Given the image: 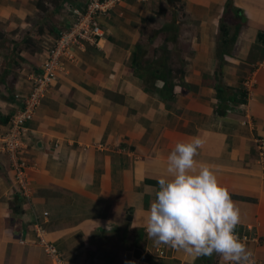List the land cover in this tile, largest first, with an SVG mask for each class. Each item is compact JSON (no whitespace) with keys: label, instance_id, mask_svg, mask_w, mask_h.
Listing matches in <instances>:
<instances>
[{"label":"crops","instance_id":"0c3cea01","mask_svg":"<svg viewBox=\"0 0 264 264\" xmlns=\"http://www.w3.org/2000/svg\"><path fill=\"white\" fill-rule=\"evenodd\" d=\"M182 2L187 20L179 34L188 35L189 54L182 57L183 85L174 87L173 97L161 96L158 81L151 89L141 85L133 67L140 37L136 22L130 23L135 30L122 28L123 37L115 35L120 22L108 19V36L87 43L58 70L26 123L19 149L29 199L13 191L20 188L13 162L0 154V264H54L39 233L58 247L63 264H131L139 258L135 250L147 244L136 241L144 228L132 227L133 221L143 224L174 145L193 137L203 141L198 165L211 168L229 190L240 210L238 225L254 228L255 239L247 246L255 264H264V180L255 148L256 139L264 147V0H232L245 24L220 75L218 30L226 0ZM33 5L32 0H0V133L21 107L44 59L39 51L17 52ZM54 8L52 16L60 9ZM233 15L231 10L224 17L230 21ZM70 17L63 20L64 30L74 20ZM52 29L53 34L64 31ZM218 76L233 89H245L243 103L214 111ZM248 79L252 89L245 87ZM164 259L192 264L198 257L176 250Z\"/></svg>","mask_w":264,"mask_h":264},{"label":"clouds","instance_id":"9594fccd","mask_svg":"<svg viewBox=\"0 0 264 264\" xmlns=\"http://www.w3.org/2000/svg\"><path fill=\"white\" fill-rule=\"evenodd\" d=\"M202 144L193 137L174 145L143 224L135 218L132 227L142 226L154 245L192 257L216 254L225 264H255L253 252L235 233L241 216L229 190L195 159Z\"/></svg>","mask_w":264,"mask_h":264},{"label":"rangeland","instance_id":"374dc122","mask_svg":"<svg viewBox=\"0 0 264 264\" xmlns=\"http://www.w3.org/2000/svg\"><path fill=\"white\" fill-rule=\"evenodd\" d=\"M83 1L85 5L86 0H74L73 2H76V5L78 4L79 6L83 4ZM32 3L34 4L32 13L30 15L27 14V16H25V21L23 26L24 28L22 29L26 36L25 39L24 38L21 39L22 45L18 47L19 49H17V52L20 51V48L25 52H28L29 54H33L36 51L37 52L39 51L44 53V57H45L48 54L47 51L51 49L52 46L54 45L53 37L50 36L53 33L52 31H50V29L55 27V28H59L61 31L64 30L65 25L63 23V20H65L66 18H68L67 20H70L72 11H70L71 7H68V4L65 2L64 5L59 9L58 14L52 16L50 14V9L53 6H56L57 0H32ZM162 8H165L164 13L161 11ZM42 17H44L45 19ZM95 19L98 21L101 28L103 27L102 30L104 34L102 37L108 36V31H106L107 29L104 28L105 27L104 22H106L108 19L117 23L120 22L118 24L119 30H116L115 35L116 36L121 35L123 37H126V35L123 34L122 28L127 29V31L135 30V28H132V25L130 23L136 22L138 28L137 31L139 33L138 35L140 37H138L139 42L136 45V49L134 53L135 52L136 54L138 53L137 55H138V60L140 61L141 64L140 67L141 72L145 71L146 73L148 69H150L151 67L152 68L162 67L163 69H168L169 67H171L172 72L173 70L175 71V69H180V72H178V76L176 77L177 81L178 79H180L179 77L181 76V70L183 71L185 67L182 57L189 54V52L187 53L186 50L187 47L186 39H188V35L179 34V29L182 26V23L187 20V15L185 14L184 3L182 2V0H172L170 4L168 3L167 0H120L119 2L115 3V6L112 7L110 10H108L106 13L103 12L97 13ZM244 22L245 20L242 17L230 21L229 24L231 25V27H230V32L228 33L233 32V30L236 31L237 28L239 29L241 25L245 24ZM223 24H224V18H223ZM109 30L112 31V29ZM218 35L220 38L221 35L220 28L218 30ZM87 43L85 44V46L87 45ZM41 44H42V49L40 48ZM94 44L95 43H93V45ZM75 49H76L75 50L76 53L79 52L78 48ZM163 63L164 66L167 67L161 66L163 65ZM57 72L58 71H55L54 74L57 75ZM219 79L220 78L217 77L216 82L219 81ZM138 81L140 82V80ZM52 83L53 80L50 82L49 86L47 87L44 97L49 92ZM141 85H143L142 82ZM245 87L247 89L253 88V85H251L250 83V79H248L245 82ZM160 113L161 114L164 113L162 108H160ZM254 121L255 120H253V122ZM22 128L23 131L21 132V136H19V141L21 142V145H19L15 150V156L14 155L12 156L9 152L7 151L5 152L2 150H0V154L6 155V157L9 159H13V158L16 159V157L19 158L18 154H20L21 156V153H19L20 152L19 149L22 148L23 145L22 136L26 131L25 130L26 123L25 125H23ZM13 129L18 130L19 132V128L15 127ZM258 142L259 141H257L256 139L255 148L258 150L256 159H258V161L261 159L258 165L261 168V172H260L261 180H264V147L263 145H259ZM247 179L248 178L245 179L246 182H248ZM156 185H158V183H156ZM29 186L30 185L28 183L26 186L27 187L26 191L24 193L25 196L27 197L26 199L30 198L29 193L31 192L28 189ZM236 227L242 229L241 230L242 232H240L239 230L240 233H243L241 235L244 236L246 234V237L250 239L249 241H245L246 245H249L252 242L251 240L255 239L256 235L253 234L254 232L253 226H250L248 224H242L241 226L237 225ZM243 236L241 238H243ZM50 243L58 251V247L54 243L52 242ZM147 247L150 250L153 249V247H150L149 245ZM175 251L176 250L169 248L167 257L165 258L170 257L171 253L175 256ZM134 259L137 258H133L131 264H141L142 260L140 258L137 263ZM221 260L222 258L219 255L213 254L210 260L211 262L210 264H217ZM165 262L168 264L169 262L170 264L171 263L181 264L180 260L178 259H172V260L167 259L165 260ZM142 264L144 263L142 262ZM183 264H188V263L183 262ZM192 264H205L203 256L198 257V260L193 262Z\"/></svg>","mask_w":264,"mask_h":264},{"label":"built area","instance_id":"2783aa9c","mask_svg":"<svg viewBox=\"0 0 264 264\" xmlns=\"http://www.w3.org/2000/svg\"><path fill=\"white\" fill-rule=\"evenodd\" d=\"M120 0H86V6L82 8H71L74 20L67 30L62 32L58 38L55 39L54 45L47 52L48 54L44 57L43 61L39 65L38 71L32 76V84L28 94L22 101L21 107L15 110L8 121V127L0 133V150L9 152L12 156H15V150L21 142L19 141V136L23 131V125L29 121L36 107L40 104L41 99L49 86L50 82L55 78L54 72L60 70L64 66L66 60H74L76 55V49L84 50L85 44L96 43L97 38H101L104 34L98 21L95 19L97 13H106L115 3ZM85 10V11H84ZM81 11V12H80ZM264 34V31H263ZM19 128L14 130L13 128ZM259 141V140H257ZM13 162V170L15 172V181L20 186L16 185L13 191L22 192L26 191V185L24 180V162L16 157V159H11ZM24 191V192H23ZM25 196V194H24ZM35 229H39L38 224H35ZM236 235L241 238L243 233H240L235 229ZM39 240L44 244L46 253L52 258L54 264H63L62 258L57 252V250L52 246L50 242L44 241L40 233L38 235ZM242 241H249L250 239L246 237V234L241 238ZM151 243L149 249L147 246V251L153 254L154 257L165 258L169 251V247L166 246H156ZM168 249V250H167ZM136 263L139 259H134Z\"/></svg>","mask_w":264,"mask_h":264},{"label":"trees","instance_id":"16d2710c","mask_svg":"<svg viewBox=\"0 0 264 264\" xmlns=\"http://www.w3.org/2000/svg\"><path fill=\"white\" fill-rule=\"evenodd\" d=\"M71 2L73 3L74 0H57V4L55 6L54 9H59L62 7L63 2ZM86 4L83 6L85 7ZM225 7L227 8V11H225V13L223 14L221 22L219 23V28L221 31V35H220V39H219V59H218V71H219V75L220 72L222 71V66L225 63V56H230L234 41L236 39V35H237V31L238 28L236 29V31L233 30V32H230V27L231 25L229 24L230 21L242 17V14L240 13V10L238 8H235L233 6L232 0H226L225 3ZM75 8H81L80 6H75ZM232 10V13L234 14L230 21L228 22L227 19L224 17L226 16V14ZM161 11L164 13L165 12V8H162ZM161 12V13H162ZM223 18H224V24H223ZM53 30V29H52ZM54 37L58 38L60 33H57L54 30ZM262 36V34H259V37ZM138 48V47H137ZM138 54V53H137ZM136 54V52L134 53V57H133V67L135 70L139 71L138 72V77L140 78V80L142 81L143 85L147 86V89H151L153 86V83H155V81H158L161 83V91L160 94L162 97L165 98H171L173 97V95L175 94L174 91V87L179 84V85H183V82L177 81V76H178V72H180V69H175V71L173 70L172 72V68L169 67L168 69H163L161 68H150L148 69V71L145 73V71L140 70L141 64L140 61L138 60V55ZM163 67H167L163 65H161ZM183 71H181V76L179 78L182 77ZM219 77V76H218ZM220 78V77H219ZM214 89H215V93H216V98L218 100V104H217V108L216 110L214 109V111H219V109L221 108L222 110H220L219 112H224L225 110H227L229 107H234L236 105H239L240 103H243L247 92L245 91V89L242 88H236L233 89L232 87H229L227 85H225L221 78L219 79V81H217L214 85ZM235 229H237L238 231L240 230V232H242L241 228L236 227ZM138 235L136 237V241L141 242L142 243H146V245L151 246V243L149 239L147 238V235L144 231V229H138ZM146 238V239H145ZM146 245L143 246L142 249H137L135 250L134 254L136 255V257H139L142 261L147 262L148 264H168L165 262L164 258L161 257H154L153 254H151L149 251H147L146 253H143V249H146ZM211 256H203V259L205 261L206 264L210 263L211 260ZM138 258V259H139Z\"/></svg>","mask_w":264,"mask_h":264},{"label":"water","instance_id":"95a60500","mask_svg":"<svg viewBox=\"0 0 264 264\" xmlns=\"http://www.w3.org/2000/svg\"><path fill=\"white\" fill-rule=\"evenodd\" d=\"M167 1H168V3L170 4L172 0H167Z\"/></svg>","mask_w":264,"mask_h":264}]
</instances>
